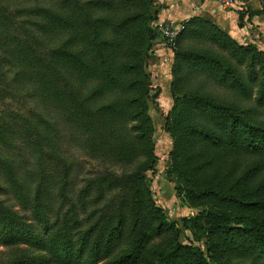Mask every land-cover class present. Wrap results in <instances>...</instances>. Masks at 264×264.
Segmentation results:
<instances>
[{
    "label": "rangeland",
    "instance_id": "374dc122",
    "mask_svg": "<svg viewBox=\"0 0 264 264\" xmlns=\"http://www.w3.org/2000/svg\"><path fill=\"white\" fill-rule=\"evenodd\" d=\"M38 8L65 19L59 21L53 17L46 24L51 25L46 39L54 38L51 45L55 46L57 38L65 34L60 39L68 40L70 53L77 54L76 49L83 48L87 41L93 25L85 23L88 14L97 20L94 24L103 36L117 33V25H134V34L140 40L146 37L140 42L145 52L139 56L146 65L142 64L141 71H134L137 73L134 80L139 83H134L127 93L134 98L125 105L117 100H123L122 95L116 99L118 107H125L130 115L119 120L122 125H137L145 115L153 127L151 138L145 136L146 141L150 138L155 143V161L141 179L125 178L132 167L145 159L151 165L152 158L143 151L145 143L140 142L139 146L136 143L134 148L139 151L136 150L129 165L114 164L115 157L109 150L111 157L106 155L107 159L103 151H94L83 144L87 142L86 135L93 138L95 134L96 141H101L102 130L89 127L82 131L75 126L66 112L67 103L63 102L64 108L42 95L36 81L38 76L26 71L24 61L13 53L19 49V41L43 39L40 26L45 25V20L36 13ZM153 12L150 0H0V166L3 162H12L22 180L19 181H28L25 184L26 190L30 189L29 197L34 188L45 195L40 212L49 214L51 221L56 210L83 218L92 209L109 200L118 203L127 194L130 200L124 209L114 208L117 214L126 216L125 231H129L132 221L140 220L139 230H150L154 235L146 242L144 254L132 256L130 264H166L169 258L175 260L173 264H201L204 260L208 264L219 260L241 264L235 258H239L236 254L246 253L240 248L244 239H247L245 246L250 247L246 264H251L250 260L259 254L258 238L244 231L240 219L249 213H264V136L259 139L257 149L245 142L240 144L241 136L238 144L231 143L230 138L234 124L244 135L247 122L256 123L257 137L263 135L264 50L252 43L238 42L204 19H194L184 25L182 35L169 45L156 31L158 21L153 18ZM126 13H135L132 22H122ZM7 46L12 53L8 54ZM33 46L36 55H46L47 46ZM165 53L171 58H167V64H161L159 60ZM76 64L65 60L60 72L48 70L45 74L52 79V86L64 89L65 93L80 89L81 94L93 96L97 84L104 82L98 80V72L94 70L92 77L86 78V73ZM143 75H147L146 87L142 84ZM113 90L106 87L103 98L94 102L107 105L116 98L109 94ZM50 91L55 95L56 90ZM184 93L189 97L183 96ZM195 94L206 101L192 102L190 96ZM108 96L112 98L107 99ZM221 107L229 108V114L223 116ZM204 108L203 113L214 117L213 120L197 117V112ZM42 121L50 125V146L46 142L40 146L35 144L34 128L40 127ZM107 136L113 139L119 135L113 129ZM4 171L1 166L2 207L11 218L21 216L37 228L38 214L31 204L24 205L26 198H21L18 190L10 185ZM42 181L46 183L41 189ZM99 191L103 193V200L96 204L90 202ZM33 196L36 199L35 193ZM81 201L86 204L84 208ZM210 215H227L229 219L225 223H213ZM12 228L20 233L17 237L20 241L11 235L10 227L2 228L0 223V264H15L19 259L38 256L33 248H28L20 227L12 225ZM155 254L159 256L153 260ZM38 263V259L33 262Z\"/></svg>",
    "mask_w": 264,
    "mask_h": 264
},
{
    "label": "trees",
    "instance_id": "16d2710c",
    "mask_svg": "<svg viewBox=\"0 0 264 264\" xmlns=\"http://www.w3.org/2000/svg\"><path fill=\"white\" fill-rule=\"evenodd\" d=\"M150 2L152 8L154 9L153 0H150ZM35 11L38 15L43 16V19L45 20V25L40 26L43 33V39L39 41H31L28 39L26 43L24 40L19 41V49L17 52L13 51V53H16L15 55L18 57V59L24 61V64L26 67H28L26 68V71H30L31 74L35 73V77L38 76L36 81L38 80L39 82L38 86L42 95L46 96L50 102L52 99H54L60 104V106H63L64 108H66L64 103H67L66 112L70 115L75 126L78 125L82 131H86L85 129H88L89 127L102 130L100 133L102 135L101 141H96L95 134L92 135L94 136L93 138H91L89 135H86L87 142H83V144H88V147L92 148L94 151H103L104 157L106 158V155H108V157H111V154L114 155L116 160V163L114 164H120L121 162H124L129 165L134 159L136 150L139 151L138 149L134 148L136 143L138 146L140 145V142L142 144L145 143L146 148H144L143 151H145V154L148 155V157L152 158L151 165H147L149 161L147 162L145 159V161H142L137 166L135 165L136 167H132L133 169L131 170V173L126 175L128 178H125L129 181L141 179L143 173L147 169H150L155 161V143L154 141H150L151 135L153 134V127L151 125V121H149L145 115H142L143 121L137 125L133 124L128 127L125 124L122 125L119 120L122 117L125 118L130 115L125 112V107H118V102H116V99L120 98V95H122L124 99L117 100L121 101V103L125 105L133 97V95H127V93L133 87L134 83H137V85L139 83L138 80H134V78L137 77V73L135 72L138 70L141 71L142 64L144 66L146 65V63L139 60V56L145 52L143 51L144 44H140V42L145 40L146 37H141L140 40V37L134 34V25H117L118 31H121L124 28L121 35H119V32L116 30L117 33H113V35H110L109 37L103 36L100 30L97 29V25L94 24L97 22V20L92 19L88 14L86 16L87 21L85 23H91L93 25H90L88 38L86 39L87 41L83 48L78 47L76 49L77 54L70 53L67 50L68 40L63 41L62 38L60 39V37H63L65 34H61L60 37L57 38L58 41L55 46L51 45V42L54 38L46 39L47 35L51 33V25L46 24H49L53 17H56L59 21H63L65 19L48 13V11H45V9L42 10L41 8H38ZM153 14V18L156 20L157 11L155 9ZM134 15L135 13L133 15H131V13L125 15L126 17H124L122 22H129ZM188 24L189 23H187V25ZM75 27L76 29L78 28L77 26ZM78 30L80 29L78 28ZM129 30L131 33L128 32ZM63 33H65V31ZM181 35L182 32L180 36ZM118 37H120V39ZM33 45L40 47L47 46L46 55L43 57L36 55L35 51L33 50ZM8 51V54L12 53V50L9 48ZM72 59L73 61H70ZM60 60L62 61L60 62ZM65 60L69 62H76V65H78L80 71L82 73H86V78L92 77L90 75L93 74V70L98 72L96 77L98 76V80L100 81L101 79L104 83L103 85H99L100 83L97 84V89L94 90L95 92L93 93V96L85 94L86 97H84L85 95L81 94L80 89H74L72 93H65L64 89L58 86H52V79H49L45 73L48 70H55L57 73L60 72L59 69L65 64ZM146 76L147 75H143L142 80V84L145 87ZM147 85L149 84L147 83ZM106 87L114 88V90L109 94L116 96V98H114L115 100L113 99V101L107 105H98V103L94 101H99V99L103 98L105 95L104 89ZM52 89L56 90L55 95L50 93V90ZM184 94L185 95L183 96H186L187 98L189 97V94ZM199 96L200 95L198 94L190 96V100L192 102L199 101L200 103H204L206 101L205 98ZM106 98L110 99L112 96H108ZM103 100L105 99H102V101ZM205 111L206 109L204 108L203 111L200 110L197 112V117L206 116L204 114ZM220 111L222 112L223 116L225 114H229V108L221 107ZM95 113L99 115L97 116ZM207 114L209 115L208 112ZM105 117L106 120L103 119ZM206 117H211L210 119L212 120L214 118L212 116ZM244 118L245 117H242V119ZM40 125V127L39 125H36L34 128L35 144L40 146L43 144L42 142H46V145L50 146V144H48L51 142L50 125H46L45 121L40 122ZM218 127H220L219 124ZM244 127L246 132L244 135H241L238 127L235 124L232 126V136L230 138V142L233 144H238L237 142L241 136L242 139H240V144L245 142L247 143V146L257 149L259 146L258 141L264 136V132H262L263 135L257 137L256 131H258V128L255 127L258 126L255 122H247ZM106 128L109 130L106 131ZM113 129H115V133L119 136H115L113 139L109 136L106 138L105 136L107 134L110 135ZM134 131L136 132L134 133ZM192 131L203 136L206 135L196 128H192ZM212 134L213 133H210V137L213 136ZM145 135H148V137L150 136L147 141ZM97 139L100 140L98 135ZM134 140H136V142ZM7 142L8 140H6L4 144H7ZM216 143L218 144V142ZM107 150L111 151V154H109ZM1 166L5 170L4 172L7 175L10 185L16 189V191L18 190L21 198H26V201L23 199L25 202L24 205H26V202L31 204L34 212L38 214V218L36 217L37 219H35L37 222V228H34L31 223H26L23 221V217L21 216L11 218L0 203V223L2 228L10 227L9 232L11 235L14 234V239H17L16 241H20V239L17 238L20 236V233H18L16 229H13L12 225H17L20 227V232L22 234L21 236H26L27 240H24H26L30 246L28 248H33L38 253V256H34L26 260L19 259L15 264H26L24 262H27V264H33L36 259L39 260L38 264H43L45 262H49V264H130L132 263L130 260L133 257L136 258V255L144 254V251L146 250V242L151 240V238L154 236L153 231H146V229L139 230V227L142 226V224H140V220H134L131 222V228L128 231L129 233L125 231L126 216L124 213L117 214L116 209L118 210V208H123L125 203L130 200L128 199L127 194L122 195L118 203L113 201L111 202V200H109L105 202L103 206L92 209L86 215L83 214V218L79 217L78 214L68 216L60 210H56V214L51 221L49 219V214L40 212V207H44L42 199L45 197V195L41 194L40 190H36L34 188L32 190L33 193L31 192L32 194L29 197L30 189L26 190L28 185L25 184L28 181H24L22 183L19 181L20 178L15 173L12 162H3V165ZM65 169H67L66 166ZM64 175L65 177L67 176L66 174ZM117 179L121 181L120 178ZM96 180L103 181L101 178H97ZM43 183L46 182H41V189L44 188ZM87 186H89V184L84 188ZM101 192L102 191H99V194L93 197L90 202L96 204L97 202L103 200V193L101 194ZM34 193L36 194V199H34ZM25 194L26 197L24 196ZM81 206L84 208L86 204L81 201ZM115 207L116 209H114ZM263 212L264 211H262V213ZM227 217V215H210L209 220L213 223L216 222L219 224L225 223V221L229 219H227ZM240 223H242L241 225L244 231H249V234H251L252 237L255 235L258 238L256 245H258L259 254L250 260L251 264H264V213H249L244 216L243 219H240ZM225 235L229 234L226 233ZM126 241H129L128 244H125ZM246 241L247 239L241 241L240 247L243 250H246V253L244 255H241L240 253L239 255L236 254V256H239V258H235V260H238L239 262L241 261V264H246V261L249 260V256L245 259L247 251L250 249V247L245 246ZM225 243L226 242L223 244ZM125 246H128L127 249H124ZM158 256L159 255H156L153 260L157 259ZM160 258L165 260V258ZM174 261L175 260H172V258H169L166 264H173ZM201 264H208V262L204 260ZM212 264H227V262L219 260Z\"/></svg>",
    "mask_w": 264,
    "mask_h": 264
},
{
    "label": "crops",
    "instance_id": "0c3cea01",
    "mask_svg": "<svg viewBox=\"0 0 264 264\" xmlns=\"http://www.w3.org/2000/svg\"><path fill=\"white\" fill-rule=\"evenodd\" d=\"M156 21L174 25L206 20L240 43H252L264 50V0H251L240 9L221 8L214 0H153ZM159 61L167 64L169 53ZM155 78V77H154Z\"/></svg>",
    "mask_w": 264,
    "mask_h": 264
},
{
    "label": "built area",
    "instance_id": "2783aa9c",
    "mask_svg": "<svg viewBox=\"0 0 264 264\" xmlns=\"http://www.w3.org/2000/svg\"><path fill=\"white\" fill-rule=\"evenodd\" d=\"M221 8L224 9H240L246 6L251 0H214ZM157 33L167 41L169 45H173L179 38L183 25H174L170 22L159 21L156 23Z\"/></svg>",
    "mask_w": 264,
    "mask_h": 264
}]
</instances>
